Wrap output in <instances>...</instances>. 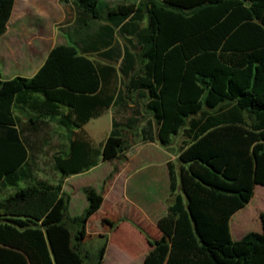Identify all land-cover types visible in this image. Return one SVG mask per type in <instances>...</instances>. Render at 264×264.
Segmentation results:
<instances>
[{"label": "trees", "instance_id": "obj_1", "mask_svg": "<svg viewBox=\"0 0 264 264\" xmlns=\"http://www.w3.org/2000/svg\"><path fill=\"white\" fill-rule=\"evenodd\" d=\"M70 1L77 46L56 44L31 77L0 79V187L15 189L0 200V264H83L89 254L86 225L103 194L83 187L87 207L72 216L63 180L122 156L128 130L137 136L116 121L99 148L83 136V124L118 96L111 88L115 66L91 54L121 58L127 93L146 98L152 120L140 130L141 140L168 145L172 136L184 137L178 168L168 163L172 201L157 221L161 236L148 240L143 264H264V213L261 231L239 240L229 226L255 186H264V0ZM14 4L0 0V36ZM116 31L136 36L141 71L132 73V51L117 50ZM16 110L26 115L23 128ZM46 119L74 136L68 150L53 157L61 178L56 185L19 186L31 178L23 133H38ZM104 250L105 244L96 264Z\"/></svg>", "mask_w": 264, "mask_h": 264}, {"label": "crops", "instance_id": "obj_2", "mask_svg": "<svg viewBox=\"0 0 264 264\" xmlns=\"http://www.w3.org/2000/svg\"><path fill=\"white\" fill-rule=\"evenodd\" d=\"M71 8L60 0H15L6 31L0 36L1 80L16 76L21 68L23 72L28 73V77L33 76L38 71L50 50L56 44L62 43L56 31V25L69 19L73 20L74 8L72 4ZM32 14L35 16L34 18H32ZM44 19L46 21H43ZM115 93L118 95L119 87ZM133 94V99L132 96L129 98L126 94L117 96L108 109L103 110L101 114L90 118L83 124L81 127L83 136L91 140L94 147L98 146L96 148H99L100 143L107 138L113 121L129 127L139 125L142 113L135 115L131 112V108L137 103L138 98L136 99V97L139 96ZM107 111L111 112V122L108 128L104 129L103 115ZM148 119L152 120L150 114ZM25 120L19 122L20 128V124L24 126ZM53 122L65 130L57 121L47 119L42 128ZM146 122L140 126V130L146 125ZM79 130L74 129L75 132ZM66 134L67 145L63 152L68 150L70 140L74 138V136L69 138V134L67 132ZM175 137H171L169 145H163L159 139L143 141L139 134V137L130 143L129 148L119 158L111 161L100 160L90 169L64 178L62 191L70 195L69 205L73 202V196L85 186H91L103 194V202L96 214L102 215V219H106L107 222H105V228L97 230L96 234L97 237L104 239V255L113 249L112 237L123 226L128 230V235L125 236L124 241L131 243L138 250L137 257H140L142 264L150 249L148 240L160 238L161 232L157 226V221L166 213L168 205L172 201L168 163H173L176 168L179 166L178 154L180 149L175 152L173 148V144L177 140ZM114 167L117 168V171L111 179H108ZM28 170L30 171L28 175L32 176L30 165ZM56 172L61 176L57 170ZM91 173H94L95 177L86 178L83 182L76 181L77 178ZM106 180H110V182L104 187ZM257 187H262V185L255 186L250 202L230 218L229 226L233 240H239L249 232V230L241 232L240 215L254 201ZM121 208L123 209L122 213H120ZM260 213H264V211L259 210L257 215L259 216ZM233 221L237 227L235 232L232 228ZM110 222H113L114 225ZM93 234L94 232H90L86 228L85 241ZM238 234L241 235L240 238L235 239L234 235ZM118 247L117 250L122 252L127 250L124 245Z\"/></svg>", "mask_w": 264, "mask_h": 264}, {"label": "rangeland", "instance_id": "obj_3", "mask_svg": "<svg viewBox=\"0 0 264 264\" xmlns=\"http://www.w3.org/2000/svg\"><path fill=\"white\" fill-rule=\"evenodd\" d=\"M104 1H106L110 5L131 3V0H104ZM61 2L67 4L71 8L70 0H68L67 2L64 1ZM71 15H73V13H71ZM34 17L35 16H33L32 14V18ZM43 21L46 20L44 19ZM71 21L72 19H69L56 25L57 26L56 31L62 43L68 42L70 44L77 46L80 37L77 33L74 32V28L71 27ZM146 22L147 20L145 18L144 20L140 21L139 26L140 27L145 26ZM114 38H115L116 48L119 52H123L122 48L126 47L130 51H132L136 56V65L132 73H137L141 71V69L143 68V63L141 61V56H140L141 47L138 43L136 36L134 35L130 36L126 34L121 35L119 34L118 31H116ZM128 41H130V43ZM90 56L98 63H107L115 66L116 79L111 85V88H113L114 91L116 92L117 87H119L118 96H123L124 94L127 95L128 93L125 85L128 82V78H126L120 71L121 58H116L115 60L110 61L101 58L96 54H91ZM22 70H23L22 68L19 69V74H17L16 76L28 77V73H25ZM134 93L137 96V93L136 92ZM142 94L145 93H140V95ZM133 95H134L133 93L128 94V97L130 98L132 96L133 99L134 97ZM136 99H137V103L134 107L131 108V112H133L135 115L142 113V117L140 118L141 121L139 125L138 126L135 125V127H133V131L137 132L136 137H131L129 130L126 132L129 138V144L139 137L140 126L146 122L149 116V114L145 111V107H144L146 98L144 96L141 97L139 96L136 97ZM15 113L17 116L20 117L21 120H24L26 118V115L22 112H19L18 110H16ZM110 115H111L110 111H107L103 115V121H105L104 129H107L109 123L111 122ZM20 125L21 128L24 127L22 124ZM111 130H112V125H111ZM23 137L27 141V145L30 152L29 165L32 169V176L29 181L21 182L19 186H24L26 184L29 183L31 184L34 182H43L46 185H56L61 177L57 174L56 170L53 167V157L54 155L65 151L67 145L66 131L53 122L50 123L48 126L43 127L42 130H40L38 133L29 134L28 132H24ZM175 139L177 140L176 143L173 144V148L174 151L176 152L177 150L180 149L184 137L181 135V133H179L178 135H176ZM93 177H95V174L91 173L87 176L77 178L76 181L83 182L86 180V178H93ZM109 182L110 180H106L104 187H106ZM14 191L15 189L12 187L1 186L0 200L4 199L9 194H12ZM86 206H87V200L85 198L83 190H80L73 196V202L71 205H69L68 212L70 213V215H80L82 214ZM122 210L123 209L121 208L120 213H122L121 212ZM259 210L264 211V186L257 187L256 197L254 198V201L240 215L239 223H240L241 232H246L248 230L249 231L261 230L260 219L259 216L257 215V212ZM86 228L90 232H94V234L87 241H85L84 245L85 248L89 250V254L84 256L83 264H96L99 250L104 243V239L101 237H97L96 234L97 230H102L105 228V223H103L102 221V215L94 214L93 216H91L87 222ZM232 228L234 232L237 229L234 221L232 224ZM126 235H128V230L124 226L120 228L118 232L114 233L112 237L113 249L104 255L102 264H142L140 257H137L139 254L138 250H136L134 245H132L131 243L124 241ZM240 236H241L240 234L234 235L235 239H239ZM121 245H124L127 248L126 252L117 250L119 248L118 246Z\"/></svg>", "mask_w": 264, "mask_h": 264}]
</instances>
